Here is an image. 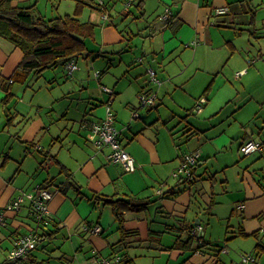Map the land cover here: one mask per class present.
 I'll return each mask as SVG.
<instances>
[{
	"label": "crops",
	"instance_id": "crops-1",
	"mask_svg": "<svg viewBox=\"0 0 264 264\" xmlns=\"http://www.w3.org/2000/svg\"><path fill=\"white\" fill-rule=\"evenodd\" d=\"M10 1L12 6L28 7L25 3L30 0ZM73 1V7L68 11L72 15H66L74 16L77 0ZM103 1V11L93 0H86L87 3L79 8L76 18L91 25L93 36L83 39L86 46L84 54L69 61L77 64L79 58L85 60L93 55L115 54L117 50L124 52L136 36L152 39L147 52L151 59L148 67L143 62L144 48L139 49L141 67L127 69L123 75L132 72L130 78L123 83L117 79L110 86L112 89L106 86L113 90L112 97L101 90L102 84L98 88L95 86V80L100 81L108 67L98 72L97 76V71L91 73L77 66L78 70L69 75L66 63H59L39 75L33 71L16 76L24 52L0 36V215L5 221L0 230V251L3 255L0 264L5 263L16 240L32 230L39 236L58 232L52 237L41 238L37 249L21 264H61L45 261L50 258L46 251L52 244L63 250L69 247L72 252L87 249V257L78 256L80 264H94L91 260L94 252L100 257H112L111 247L121 238L120 223L112 206L102 200H94V195L113 200L132 199L144 204L141 210H125L122 216V226L129 233L124 253L133 264H230L238 262L246 253L256 256V264H264V126L259 127L258 121L254 118L250 120V116L248 123L239 121L244 116L236 117L234 122L239 125L238 134L231 139L225 130L210 131L211 124L201 128L191 124L186 116L179 117L180 100L164 98L167 91H174L187 80L184 77L175 84L171 83L172 80L165 83L167 80L161 73L164 69L160 67V61L185 54L186 51L181 49L198 46L204 35L209 38V33L204 30L212 15L209 1L158 0L163 12L169 8L172 15H177L176 21L162 29L156 19L163 12L148 20L146 8L153 5L144 0L142 6H137L139 0H135L128 11L125 9L124 16L136 19L137 25L139 22L142 26L128 32L119 26L126 20L118 24L112 17L113 5L110 3L115 0ZM228 1L226 3L230 5ZM228 5L220 7L225 12L218 16L228 17H224L223 24H218V27L227 28L233 24ZM87 9L90 13L87 19H83ZM104 13L108 18H103ZM40 17L48 20L45 16ZM146 28L147 32H142ZM159 42L160 50L156 48ZM194 42L197 44L192 45ZM229 46L231 58L234 47L232 44ZM130 50L137 52L138 47L130 46ZM91 52L94 54L91 55ZM210 54L211 49L202 46L190 56V61L182 62L190 66L197 56L208 58L207 65L197 66L198 71L206 73L208 82L218 71L215 66L218 56ZM239 58L245 57L240 54ZM58 66L64 71L65 78L71 79L64 82L67 88L48 95L40 93L42 97H37V92H42L44 86H47L46 92L50 89L55 91L58 76L62 78L60 70L55 69ZM240 67L234 78L248 75L246 66ZM148 68L155 69L156 77H162V81L157 77L162 82L161 86L148 87L149 79L145 83L142 73L145 71L144 74H147ZM181 74L182 71L179 72ZM91 75L94 76L93 81ZM43 76L48 85L35 87L34 77L39 79ZM213 80L207 87L212 85ZM86 84L88 87L84 86ZM162 85L166 86L163 88ZM141 93L156 94L160 103L157 105L155 102L153 107L141 110ZM109 98L119 143L134 159L133 172H127L122 164L108 160L111 148L97 147L89 139V129L82 127L83 121L99 122L105 117V103ZM206 104L205 98L201 111L197 110L204 119L209 117L203 114ZM135 111L137 118L132 115ZM252 111L256 118V107H250L246 113ZM188 113L191 114V111L188 110ZM178 135L186 139L184 149L176 144ZM250 140L260 142L263 148L250 155L245 162L238 151L244 142ZM231 149L237 152L235 156L231 155L227 162L221 164L218 161L219 165L213 163L214 155L223 152L225 158ZM191 152L199 155L193 181L175 180L172 178L173 171L181 163L183 155ZM229 168L237 172L233 176L237 184L235 196L218 197L229 194V191L227 179L223 186L217 188L215 176L219 171L224 175ZM39 188L50 190L52 198L48 201L49 222L38 226L27 194L37 195ZM19 197L24 199L19 209L7 211L8 205ZM211 218L227 223L226 229H222L224 245L216 241L219 235H213L214 232L206 228ZM198 226L202 230L192 234ZM94 227H99L100 233H93L91 230ZM202 242L205 246L199 248ZM59 254L63 259L67 257L62 250ZM45 255L46 258H43ZM66 262L71 264L70 259Z\"/></svg>",
	"mask_w": 264,
	"mask_h": 264
},
{
	"label": "rangeland",
	"instance_id": "rangeland-1",
	"mask_svg": "<svg viewBox=\"0 0 264 264\" xmlns=\"http://www.w3.org/2000/svg\"><path fill=\"white\" fill-rule=\"evenodd\" d=\"M107 1L110 2L111 0ZM148 1L153 6L146 8L148 12L147 19L152 20L163 10V6L160 5L158 0ZM208 1L210 3L212 15L205 23L204 30L209 33V38L207 35H204V38L201 39L198 46H189L185 47V49L182 48L181 51H186L185 54L173 55L160 61L161 64L159 65L164 69V71L162 70L161 73H164L163 76L166 78L165 80H167L165 83L172 80L171 83L175 84V81L180 82V80H183L184 77L187 80L183 85H181V87L178 85L179 87L174 91L170 93L167 91L164 95V98L167 100H170V98H175L176 101L180 100L178 103L180 104L181 108L177 110L179 117L186 116L185 118H187L191 124L195 123L201 128L211 124L212 127H210V131L212 129L217 130L216 132L225 130V132L231 136V139H234L238 134L237 129L239 128L238 123L234 122L236 117L244 116L239 121L248 123L250 116V120L251 118H254L256 121H258L257 123L259 124V127L263 128L264 126V0H229L228 2H230V5L226 3L227 0ZM73 4V0H30L25 3L26 6H34L33 10L35 15L39 17L45 16V18L48 19H51L52 17H63L66 14H71L68 11H70V9L73 7ZM110 5H113V8H111L112 17L116 22H118V24H121L124 20H126L123 25H119L123 31L128 32L129 29L134 31L135 27L142 26V24L139 22L137 25L136 19H132V17L126 19L124 16V13H126L124 8V0L112 1ZM227 5L230 6L229 17L233 19V24L231 23L227 28L218 27V24H223L221 22H223L222 20L224 17L228 16H218L214 14V12L216 8L223 6L227 7ZM86 13L87 14H84L82 17L83 19L88 18L90 10L87 9ZM142 32H147V28L142 30ZM151 43L152 39L136 36L132 39L130 46L138 47L137 52H132L130 50V46L125 48L124 52H119L117 50L115 54L103 53L100 57H97V55L94 56V53L91 52V55L93 56L85 60L83 58H79L77 60V66H79V68L88 69V71L91 73H95V71H104L106 67H108L105 74L100 78L101 82L95 80V86L98 88L99 84H102L105 87L107 86L111 88L110 86H113L117 79H120L123 83L126 79L130 78L132 72L127 73L125 76L123 75L127 69L133 70V67H141L139 61L142 59V56L140 55L139 49L144 48L145 60L143 62L145 66L147 65L148 67V61H151V59H149L147 52L151 47ZM229 44H232L234 47V56L231 58V53H229L231 51V47ZM157 46L158 47L156 48L160 50L161 42H159ZM202 46L209 47L211 49V56H218L215 64L216 70H218L215 74L216 77H214L215 75L211 76L208 82L206 73L204 74V72L197 70V66L207 65L209 63L208 58L202 57V55L197 56L190 66H186L182 62L183 60L185 62L190 61V56L193 55L196 50H200ZM90 47L96 49L93 46ZM240 54L245 58L240 59ZM243 65H245L247 70H249L248 75L245 77L242 75L241 77L234 78L235 72L238 71L241 68L240 66ZM156 68H158L157 65ZM55 69L60 70L62 75V78H60V75L57 78L56 82H58V84L56 82L54 84L55 91L50 89L49 92H46L47 86H44L42 87V92H37V97H42L40 96V93H43V95H48L50 92H63V90L67 88V86L64 85V82L71 79L65 78V73L62 71L61 66H58ZM159 69L160 68H158V70ZM148 70L150 69H147V74H144L145 71L142 73L144 75L143 78L145 79V83L149 82L148 79L150 80ZM180 71H182L181 75H179ZM172 74H177V76L174 77ZM159 75L161 74L159 73ZM159 77L158 78L162 81V77ZM33 80L35 87H40L43 86V84H47V82H45L46 79L44 76L40 77L39 79L34 77ZM91 80H94L93 75H91ZM211 80H213L212 85L207 87ZM84 86H87V84ZM153 86L155 87L156 85L150 81L148 87ZM165 86L166 85H164L163 88ZM202 98L207 99V104L203 109V114L209 116L206 119L202 118V114L200 115L196 108L197 100ZM159 101L160 100L157 99V105L160 103ZM250 107H256V118L253 111L248 114L246 113ZM145 109L146 108H143L141 110ZM188 110L191 111V114L188 113ZM253 122L254 121H252V124ZM179 136L180 135H178L175 139L176 144H179L180 148L184 149L186 146V139ZM236 143L237 141L234 142V148L237 146ZM236 154L237 152L232 149L226 154L225 158L222 156L223 152L217 153L214 155V157H212L215 159L213 163L219 165L218 161L220 164L224 161L227 162L231 155L235 156ZM238 154L242 158V161L247 162L248 158H250V155H243L240 151H238ZM235 173L237 174L234 169L229 168L224 172V175L222 171H219L218 174H216L214 184L217 185V188L223 186V182L225 179H227L226 185H228L229 191V194L226 193L218 197H227L229 195L232 197L235 196L237 189V184L234 182L233 177ZM226 227V221L218 220L217 218H211L210 224L206 226V228H209L210 231L214 232L212 233L213 235L216 234L220 236L216 239V241L222 242L221 245H224L225 243L224 236H222V229H226ZM59 248L60 249H58V245L56 244H52L50 247H48L46 255L50 256V258L45 261L68 264L66 260L70 259L71 264H80L78 256L79 258H85V256L87 257V249H83L79 252H72L69 250V247H66L64 250L62 247ZM59 250H62V252L67 254L65 259L61 258ZM46 255L43 258H46ZM2 256V252L0 251V260Z\"/></svg>",
	"mask_w": 264,
	"mask_h": 264
},
{
	"label": "trees",
	"instance_id": "trees-1",
	"mask_svg": "<svg viewBox=\"0 0 264 264\" xmlns=\"http://www.w3.org/2000/svg\"><path fill=\"white\" fill-rule=\"evenodd\" d=\"M143 2L144 0H139L137 6H142ZM85 3H87L86 0H77L74 16L65 15L45 20L35 16L34 6H12L10 0L0 1V36L12 42L24 52V58L18 66L16 76L23 73L28 75L33 71L39 75L49 67L59 63L65 64L70 59L84 54L86 46L83 39L92 37L93 33L91 25L81 23L76 17L79 8ZM100 11H103V9H100ZM176 20L177 15H171L168 21L159 20L158 23L163 29ZM93 198L97 201L102 200L103 203L112 206L117 221L120 223L119 231L121 235L120 241L111 247L113 254L120 256V264H133L131 258L124 253L127 248L126 238L129 233L122 226V216L125 210H141L145 207L144 204L132 199L128 201L113 200L102 195H94ZM57 232L54 231L48 235L41 234L39 242L42 240L41 238L52 237ZM204 246L205 244L202 242L199 248ZM29 255L25 259L12 263L6 260L4 264H21Z\"/></svg>",
	"mask_w": 264,
	"mask_h": 264
},
{
	"label": "built area",
	"instance_id": "built-area-1",
	"mask_svg": "<svg viewBox=\"0 0 264 264\" xmlns=\"http://www.w3.org/2000/svg\"><path fill=\"white\" fill-rule=\"evenodd\" d=\"M97 7L104 8L103 0H93ZM135 0H125L124 7L128 11L129 7L134 3ZM225 9L219 8L215 10L216 15L223 14ZM171 11L166 8L164 13L161 14L158 19L160 21H168L171 18ZM104 19L108 18L107 14L102 15ZM194 42L192 45H196ZM65 68L69 75H72L74 71L78 70L75 61L71 60L66 62ZM98 76L99 73L97 72ZM148 75L150 76L151 82L157 86H161L162 82L156 77L154 70H148ZM101 90L106 93L109 97L114 94L113 90L101 85ZM140 107L148 108L153 107L156 102V94L154 93H141L139 95ZM205 99H200L197 103V110L201 111ZM106 115L99 122H88L83 121L82 127L89 129V139L97 147H110L111 152L108 155V160L114 163H120L127 172H133L135 170V163L133 157L125 151V149L119 143V132L115 128V118L111 111V98L105 103ZM133 118H137L138 114L135 111ZM263 145L260 142L254 140L246 141L240 146V152L243 155H251L255 152L261 151ZM199 155L198 153L191 152L183 155L182 161L179 166L173 171L172 178L178 181L191 182L194 179V170L198 164ZM27 197L31 200V206L33 208V217L37 225H47L49 222L50 212L48 209V201L52 198V192L47 188H39L37 195L27 194ZM23 197H19L14 200L7 207V211L15 212L19 209L20 205L23 203ZM5 226L4 216L0 215V230ZM202 227L198 226L192 230V234L195 235L197 231H201ZM93 233H100L99 227H94L91 230ZM39 235L36 231H30L27 235H24L16 240L14 247L7 254V261L16 262L21 259H25L32 251H34L39 242ZM226 252L225 249H223ZM94 264H120V256L113 255L112 257H100L95 254L91 258ZM230 264H256V256L252 253L242 254L238 262H233Z\"/></svg>",
	"mask_w": 264,
	"mask_h": 264
}]
</instances>
